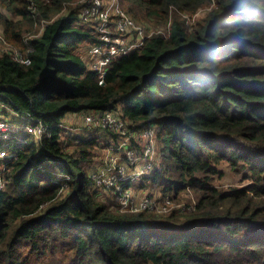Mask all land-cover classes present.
Masks as SVG:
<instances>
[{"label":"trees","instance_id":"obj_1","mask_svg":"<svg viewBox=\"0 0 264 264\" xmlns=\"http://www.w3.org/2000/svg\"><path fill=\"white\" fill-rule=\"evenodd\" d=\"M119 1L162 31L113 59L100 86L78 52L99 43L80 23L82 5L59 15L75 1L1 0L23 18H2L3 37L27 51L30 65L0 55V94L18 117L47 130L38 143L26 136V144L6 148L14 156L0 170V264H32L30 255L48 250L73 254L70 264H264V0ZM29 7L47 24L26 40L37 35ZM199 9L207 11L187 25L183 15ZM97 111L140 133L156 129L161 163L138 182L158 183L164 199L196 196L185 221L173 212L177 227L147 212L112 213L97 201L83 169L96 139L75 140L72 153L60 142L70 116ZM224 164L251 184L215 187Z\"/></svg>","mask_w":264,"mask_h":264},{"label":"rangeland","instance_id":"obj_2","mask_svg":"<svg viewBox=\"0 0 264 264\" xmlns=\"http://www.w3.org/2000/svg\"><path fill=\"white\" fill-rule=\"evenodd\" d=\"M30 5H32V0H25ZM75 2H66L64 3V9L59 15H65L68 13L70 7H74L76 5H82L81 11L79 13L80 16V23L81 25H84L86 29H91L93 26V22H89L86 20H81V15L84 12V9L90 4L92 0H74ZM102 3L103 9L107 12V14L110 17V20L112 21V25L109 26L108 30L111 33H115V26L117 23V20H133L136 23V30L130 32L126 39L131 42H138L142 38L146 39L150 36L160 34L162 31L161 27L155 26L153 27L152 24H149L147 22H144L142 20H138V15H141L139 13V9L137 7H134L130 2H124L121 3L119 0H100ZM216 0H212V7L215 6ZM211 7V8H212ZM17 8L20 10H23L24 8L20 5H17ZM29 11H32L31 13H36L33 25L32 33L36 32L37 35H27V39L29 40L30 37H36L39 36L42 31L44 30L45 25L47 22H45L43 19L40 18L38 11H36L33 7H29ZM124 11H127L131 15L135 16L131 17L130 15L126 14ZM207 9H199L195 14H187L183 15V18L185 20H190L191 22L187 25H194L197 23V19H199ZM59 15H57L55 18H57ZM2 18H7L8 20H13L14 23H17V21L23 20V18H19L18 16H12V14L8 11V9L4 8L1 5L0 0V36L1 34L4 36L3 32H5V26H4V20ZM91 27V28H90ZM28 29L27 26L24 27V30ZM95 38H97L96 32H94ZM6 39V38H5ZM98 40V38H97ZM7 41V40H6ZM8 45L4 47H0V55L8 54L15 52L19 53L20 55H27L26 53L20 52L18 48H16L14 45L9 43L7 41ZM93 45H82L78 52L83 56L84 61L87 63L88 67L90 68L91 64L93 63L91 58V52L94 49L95 46ZM18 115L10 112L9 110H6L0 105V121H6L10 125V130L0 137V145L8 146L11 144L14 140L17 142L16 144H26V139H24L26 136L28 138H33L34 141L37 143L42 139L41 137H38L31 132H29V129H26L27 125L29 124V118L27 116H23L21 120L17 119ZM71 121V122H70ZM125 122V128L129 132L128 136L120 137L118 134L110 133V132H101L96 129H89V127L86 126V121L84 117L82 118L80 115H74L68 122L64 124V132L61 133V144H63V150L74 152V147L70 146V143H74L75 140L79 139H86V138H94L96 139L97 145L95 149L91 151V162L85 163L84 170L86 173L90 174V177L92 175L98 176V178L101 180L102 184L96 185L94 183V189L98 188V196H96L97 201L101 204H104L108 207V210H110L112 213H119V214H137L139 212H147L149 215H153L154 217L161 219V221L166 222L167 224H171L173 227H177L172 221V214L174 211H176L179 215H182L180 217V221H185L184 218L188 215L186 211L189 210L188 205L194 206L196 203V196L192 194L191 192H186L180 196L181 198L172 199L169 201L168 197L163 198V196L160 194L159 184H153L152 182L145 181L141 184H132L137 179H133L129 182L130 189H128L130 196L134 199V206L132 209L125 208L121 205L120 198L115 194L114 191L109 190L106 186L110 183L112 176L116 173V167L123 166L122 168L126 167L128 171H132L135 168H143L146 165L145 161H141L137 163L134 166H130L129 163L122 158L124 156L121 153H128V151H123V146L127 147H134V153L138 158H140V155H142L143 151H139L138 148H141L142 150H145L146 148L152 146V168L159 165L161 163L162 156L160 151L163 149V145L160 141H157V138L152 141H148L142 131L141 133L137 130H134L130 127V124L127 120ZM13 127V128H12ZM136 127V126H133ZM69 128V129H67ZM14 130V131H13ZM148 130V129H147ZM17 131V132H16ZM11 134H13V138L11 137ZM46 134V133H45ZM44 134V135H45ZM78 138V139H77ZM127 139V141H126ZM139 142V144L134 143L133 141ZM219 141H222L223 138L219 137ZM80 141V140H79ZM135 141V142H136ZM136 145V146H135ZM1 148V149H2ZM117 148V149H116ZM120 148V149H119ZM0 149V150H1ZM119 149V150H118ZM117 151H120L119 153ZM2 152V151H0ZM6 156L12 157L11 160H13L14 154L10 151H5ZM2 156H0L1 158ZM1 160V159H0ZM5 165L0 163V170H4ZM222 172V175L220 177H216L214 179L213 185L215 187H218L221 190H230L234 188H243L246 185L251 184V182H247L242 180L243 172L241 170L236 173L233 170L230 169V167L226 164L222 165L219 168ZM92 180V178L90 179ZM140 179H138L139 181ZM134 181V182H133ZM6 183L2 181V186H4ZM132 184V186H131ZM143 185V187H141ZM145 195H149L152 197V201L155 202L152 209L150 210H137L136 202H139ZM164 199V200H163ZM169 201V209H167L166 212H162L163 202ZM174 223V224H172ZM178 225V224H177ZM19 251L23 256L27 255V249L25 245L19 246ZM70 253V251H69ZM71 254V253H70ZM73 254L69 255L68 253H51L49 250L42 256H37V254L30 255L31 263L32 264H70L72 260ZM74 257V256H73Z\"/></svg>","mask_w":264,"mask_h":264},{"label":"built area","instance_id":"obj_3","mask_svg":"<svg viewBox=\"0 0 264 264\" xmlns=\"http://www.w3.org/2000/svg\"><path fill=\"white\" fill-rule=\"evenodd\" d=\"M31 2L33 3V0ZM81 20L93 22L99 43L91 52L90 56L93 63L89 69L99 74V84L100 86H104V80L112 60L121 56H126L134 50L140 48L145 39L142 38L136 43L126 39V36L130 32L136 30V23L133 20H117L115 33L109 32L108 28L112 25V21L110 20L107 12L103 9L100 0H92L90 2L89 7L84 9V12L81 15ZM7 45L8 43L6 39L1 34L0 47ZM9 56L20 64L25 66L30 65V60L27 56L20 55L15 52L9 53ZM0 105L6 110L16 114L13 109L14 103L1 94ZM27 117L30 120L26 129H29V132L42 138L46 133L47 128L42 122L35 120L29 115H27ZM84 119L86 121V126L89 127V129L93 128L101 132L118 134L120 137L129 135V132L125 128V122L110 111H97L94 114L86 115ZM9 126L8 122L0 121V137L2 134L9 131ZM143 135L148 141L153 140L154 142V139H156V129L149 128L143 132ZM11 137L13 138V134H11ZM6 148L7 146H3L0 150L2 151L0 152V156H2L0 161H3V165L10 163L12 159V157L6 156L5 151H8ZM123 151H128V153L123 152L121 154L124 155L122 158L125 159L130 166H134L141 161H145L146 165L143 168H135L132 171H128L126 167L122 168L123 166L116 167V173L112 176L110 183L106 187L115 192V194L120 198V202L123 207L132 209L135 201L133 197L130 196L128 191L129 182L133 179H141V177L152 173L154 168H152V146L142 150L143 152L142 155H140V158H138L134 153L133 146H123ZM117 152L119 153L120 151ZM91 178L96 185L100 186L102 184L98 176L92 175ZM169 201L171 200L169 199ZM169 201L163 202L162 212H166L167 209H169ZM154 204L155 202L152 201V197L149 195H145L139 202H136L137 210H150Z\"/></svg>","mask_w":264,"mask_h":264},{"label":"crops","instance_id":"obj_4","mask_svg":"<svg viewBox=\"0 0 264 264\" xmlns=\"http://www.w3.org/2000/svg\"><path fill=\"white\" fill-rule=\"evenodd\" d=\"M72 116H74V115H72ZM72 116H70L69 118H68V120H70L71 118H72ZM81 116V115H80ZM18 119L19 120H21L22 118H20V117H18ZM68 122V121H67ZM71 122V121H70ZM67 129H69V128H67ZM136 141V140H135ZM135 141H133L134 143H137V144H139V142H135ZM136 146V145H135ZM117 149V148H116ZM138 150L139 151H142V149L141 148H138ZM134 182V181H133ZM140 182H138V179L137 180H135V182L134 183H132V184H139Z\"/></svg>","mask_w":264,"mask_h":264}]
</instances>
